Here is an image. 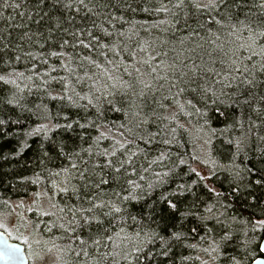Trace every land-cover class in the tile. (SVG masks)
<instances>
[{
  "label": "snow or ice",
  "instance_id": "6c2138e0",
  "mask_svg": "<svg viewBox=\"0 0 264 264\" xmlns=\"http://www.w3.org/2000/svg\"><path fill=\"white\" fill-rule=\"evenodd\" d=\"M0 23V259H23L11 226L41 264H243L264 0H2Z\"/></svg>",
  "mask_w": 264,
  "mask_h": 264
},
{
  "label": "trees",
  "instance_id": "16d2710c",
  "mask_svg": "<svg viewBox=\"0 0 264 264\" xmlns=\"http://www.w3.org/2000/svg\"><path fill=\"white\" fill-rule=\"evenodd\" d=\"M0 2H2V0H0ZM23 10V9H21ZM3 15L7 16V15H12L15 16V12H13L11 9L5 10L3 12ZM19 17H16V22H19ZM5 25L3 23H0V27H4ZM56 90H59V86L56 87ZM35 97H33L34 99ZM52 107L54 108L55 105L53 104ZM214 116V126H220L218 124L215 123L216 119H219L218 117L215 116V114H213ZM108 119L114 122H119L120 121V114L119 113H109L108 114ZM27 126V125H25ZM7 150V149H5ZM31 153H27L26 156H30ZM10 167V165L8 164H0V171H6L8 168ZM25 175H30V172L26 171L24 173ZM11 179V176H5L4 177V182H5V186L7 185V181ZM3 189H0V191H2ZM34 187L29 186L28 188V195L24 194V193H20L19 195L14 194L11 190V188L8 189L6 195L11 196V199L13 201L19 200V199H23L26 197L30 196V193L32 191H34ZM134 212L139 211V206H137L136 208L133 209ZM240 211L243 212V209H240ZM244 216L247 217L248 213L247 212H243ZM34 213H29V217L33 218ZM255 219V218H254ZM254 226L253 225H248L245 227L244 231L240 233L239 236H237V238L232 241V243H230L227 247V253L228 254H235L237 251L241 252L243 254V264H250L252 262L253 259H255L258 256H261V250L260 247H257L256 245H260L262 237H263V231L264 228H261L259 226L255 227V231L253 230ZM245 239H248L251 241L250 246L245 250L244 248L239 247L240 243H242Z\"/></svg>",
  "mask_w": 264,
  "mask_h": 264
},
{
  "label": "water",
  "instance_id": "95a60500",
  "mask_svg": "<svg viewBox=\"0 0 264 264\" xmlns=\"http://www.w3.org/2000/svg\"><path fill=\"white\" fill-rule=\"evenodd\" d=\"M3 231L4 230L0 229V233H2ZM6 239L9 245H15L19 247L23 259L19 261H9L7 259H0V264H30V258L26 252L25 245L21 242L12 240L10 236H7ZM260 245H264V231ZM2 248H3V243L0 242V250H2ZM260 250L262 255L253 259L250 264H264V248H260Z\"/></svg>",
  "mask_w": 264,
  "mask_h": 264
},
{
  "label": "rangeland",
  "instance_id": "374dc122",
  "mask_svg": "<svg viewBox=\"0 0 264 264\" xmlns=\"http://www.w3.org/2000/svg\"><path fill=\"white\" fill-rule=\"evenodd\" d=\"M29 199H30V196H29V197H26V198H23V199H19V200H24L25 203L27 204L28 201H29ZM17 211H19V209H18ZM24 214H25L27 217H29V213H28V212L25 211ZM29 218H30V217H29ZM31 218H32V217H31ZM2 230H3V229H2ZM8 232L11 233V235H9V236L11 237L12 240H14V241H18V242H21V243H23V244L25 245V247H26V252H27V254H28L29 258H30V264H41L40 261L34 260V259L31 257V255H30L31 250L28 248L27 243H26L22 238H18L20 234H18L17 232L13 231V229H12L11 226H9V228H8Z\"/></svg>",
  "mask_w": 264,
  "mask_h": 264
}]
</instances>
